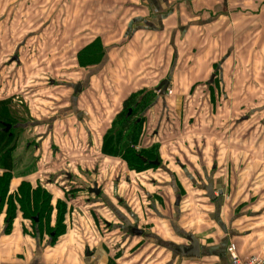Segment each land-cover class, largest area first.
Returning <instances> with one entry per match:
<instances>
[{"label":"crops","instance_id":"obj_1","mask_svg":"<svg viewBox=\"0 0 264 264\" xmlns=\"http://www.w3.org/2000/svg\"><path fill=\"white\" fill-rule=\"evenodd\" d=\"M254 3L258 2L0 0V41H13L12 50L19 53L14 73L22 94L23 88L42 90L39 82L30 80L26 74L53 71L56 60L59 71L78 74V78H66L64 83L54 85L62 89L61 105L56 103L55 96L51 97L49 94L45 97L48 110L41 108L44 104L32 101L36 108H32L33 112H29L28 116L32 117L33 123L28 127L29 130L26 127L22 130H27L34 145L33 159L24 162L22 156L16 154L13 158L17 159L14 160L10 155L9 171L0 169V178L6 173L10 174L4 192L5 200L0 203V264H230L226 252L229 246L234 247L240 258L264 256V131L258 134V225L254 233L237 228L236 220L245 215L238 217L234 214L236 205L227 204L224 217L220 213L219 202L223 190L219 187L222 181L218 176L220 171L217 170V163L209 166V163L199 164L198 159L190 162L187 156L176 158V177L170 175L168 166L161 161L159 169L167 177L164 180H161L162 177L151 180L149 185L144 184L149 186V191L154 189L153 193L156 195L158 190L164 193L169 188L175 196L181 193L173 202L174 210L169 208L168 213L177 214L178 218L176 225L169 226V232L168 225L164 227L157 224V217L150 215L154 209L151 213L135 214L132 208V216L129 217L136 229L145 231L144 235H130L124 230L126 226H123V230L118 227V236L112 240L113 236L108 232L101 230L102 233H98L101 226L99 220H106L116 226H120L122 220L129 221L128 215L121 210L127 197L121 198L122 194L118 192L119 200L111 196L99 207L96 206L98 199L92 200L89 203L92 205L89 213L83 209L82 189H68L69 184L75 182L88 185L90 180L84 178L85 174L95 168L98 169V174L93 180L97 183L108 179L109 174L114 175V183L123 182V176L113 174L114 166L118 165L114 158L106 157L104 164L97 162L103 156L101 145L111 124L104 128L99 123L104 119L95 116H112L113 123L130 97L144 95V92L148 96L156 94L155 90L164 81L168 82V88L173 84L181 92L184 87L185 91L188 90L192 84L186 87L187 84L183 81L184 60L187 58L183 53V44H187V50L189 45L197 47L196 59L202 58L201 63L198 61L187 69V78L196 81L204 78H200L198 73L205 74L214 65L215 59L211 62L210 57L217 55L214 43L218 37L241 35L249 23H258V53L264 56V2L258 3L262 5L258 7V19H243L240 16L241 10L248 6L253 7ZM223 45L225 43L221 46ZM6 51L7 47L0 49V56ZM218 55L229 56V52L225 54V49H222V53ZM30 57L35 58L31 62L26 61ZM172 73L173 76L167 75ZM211 83L215 84L212 76L206 84L210 93L214 90ZM54 86L49 90L53 92ZM28 95L29 93L25 94ZM166 98L167 95H158L155 100ZM157 103L159 101L154 102ZM57 104L60 105L57 108L49 107ZM25 105L27 106L26 103ZM130 114L131 112L129 116ZM182 117L178 116L179 119ZM81 118L84 122H93L92 128H95L94 133L84 131L86 136H91L94 140L93 145L91 141L87 145L90 153H83L84 147L80 144L84 143V132L82 134L79 130L76 131L73 123H79ZM158 138L159 133L152 140ZM16 145L11 150L13 154L16 152ZM170 148L172 151L173 146ZM198 156L193 151V157ZM12 162L15 165L11 172ZM222 171H226L224 166ZM65 174H69L76 181L69 180L67 184L68 178L62 177ZM195 175L197 179L193 177ZM168 178L174 181V187ZM187 182L198 189L199 193L194 196L198 200L201 197L207 201V206L213 208L208 212L211 223L204 227L189 228L179 224L183 216L188 221L190 217H194V213H199L198 210L192 211V208L184 213L186 202H189H185L182 196L184 189H187ZM24 186L29 190V202L27 199L26 206L20 207L17 202ZM132 186V191H135V185ZM200 186H210L214 193L208 197L205 192L208 187L204 190ZM216 193H219V197H216ZM138 194L136 192L133 199L140 207L142 201L137 197ZM43 197L44 203L48 201L47 208L50 209L40 215L45 227L40 230L35 227L30 217L39 212L44 204ZM9 200H13L18 207L11 219L6 216ZM148 200L154 208L161 207L154 197L148 196ZM62 205L66 207V212L63 215L58 212V216L61 215L60 231L58 236L51 237L52 241L48 231L57 223L55 215ZM168 205H165V210ZM160 212L161 220L164 217L171 218L166 211V215H162L163 209ZM192 238L198 245L196 256L195 253L189 255L193 252L190 246ZM114 245L117 249L115 257L110 255Z\"/></svg>","mask_w":264,"mask_h":264},{"label":"rangeland","instance_id":"obj_2","mask_svg":"<svg viewBox=\"0 0 264 264\" xmlns=\"http://www.w3.org/2000/svg\"><path fill=\"white\" fill-rule=\"evenodd\" d=\"M253 1L258 3L264 2V0ZM258 3H254L253 7L248 6L245 10H241L240 16L243 19H246V17L252 20L258 19V12L260 11L258 7L262 6L258 5ZM221 36L214 43L217 49V55L210 57L211 62L215 59L214 65L205 74L198 73V75H201L200 78L204 77L201 79L202 81L187 78L188 67L190 65L192 66V64L196 65V62H200L202 58L199 57L196 59V54L198 53L196 50L197 47L189 45L187 50L185 48L187 44H183V53L187 55L183 66V81L187 84L186 87L192 84L188 90L185 91L184 87L181 92L171 84L169 88L167 87L169 94L166 100H155V97L158 96L157 93L149 96L146 92H144V95H134L130 97L131 99L124 105L121 113L117 115L119 117L113 123L112 116H95L104 119L101 122L99 121V123L103 124L104 128L108 125L110 127L111 124L109 131L105 134L102 141V146L106 150L114 143L113 136L118 133L116 137V150L114 149V155L111 156L118 164L116 167L114 166L113 174H118L123 177L128 176L130 181H135L137 185L140 182V191L136 190V184L135 191H132V188H134L132 185L131 188H124L126 185L123 182L116 186L120 190L119 192L122 194V198L126 199L127 197L129 204L130 202L132 203L130 209L132 210L134 208L135 214L151 213L154 209L155 211L150 215L157 217L155 220L157 224L164 225V227L168 225L167 232L170 231L169 226L175 224L176 220L178 221L177 214L168 212L169 208L174 210L173 202L176 196H181V193L175 196L174 193L172 194L173 191L170 188L167 191L164 190V193L162 190H158L157 195L153 193L154 189H150L149 191V186H144L141 183L149 185L150 180H156L159 177H162L163 179L161 180H164V177L167 176L159 169L161 165L158 168L146 170L148 167H140L138 162L134 160L126 163L122 158L129 151H132L133 155L141 154L142 156H147V159H151V161H153V157H157L159 162L166 163V166H168L167 169L170 170V175L177 173L176 158H185L187 156L190 162L198 159L199 164L206 165L209 163V166L211 164L216 165L217 163L219 165L217 170L220 171L218 176L220 181H222L219 187L221 191H224V193L222 191V195L220 196V213L224 217L227 204L229 206L230 204H232L231 206L236 205L234 214L238 217L245 215V217L235 222L240 231L254 233L258 225V222H256V217H258V134L264 131V56L258 53V23H249L241 35H225L224 38H221ZM224 43L225 45L221 46ZM13 44V41L3 43L0 41V45H2L0 49L7 47V51L1 53L3 55L0 56V102H3L0 105V122L12 123L11 133L14 136L10 143L8 142L9 144L4 152L11 145L15 146L17 142L16 152L15 154L12 152L11 156L13 158L16 154L20 155L24 162H26L33 159L32 150L34 145L31 142L27 130L23 131L22 128L26 127L28 129L30 124L33 123L32 117L28 116L29 112H33L32 108H36L32 101L35 100L36 103L44 104L42 107L40 105V107H45L48 110L45 97L49 94L51 97L55 96L57 99L56 103L61 105L63 100L62 89L54 85L64 83L66 78H78V74L75 72L63 73L59 71L58 60H56V66L52 68L54 73L53 71H49L26 74L30 80L39 82L43 88L42 90L40 88V91L23 88L22 94L20 85L15 81L14 65L17 64L16 60H19L17 59L19 53L12 50ZM37 49L39 50V48ZM222 49H225V54L229 52V56L221 57L218 55L222 53ZM35 57H30L26 61L31 62ZM74 62L72 58V63ZM167 75L173 76V73ZM211 76L215 83H211V86L214 87V90L211 88L213 90L212 93H210L211 91L206 85L211 79ZM74 80L76 81L78 79H72V81ZM51 86H54L53 92L49 90ZM26 93H29V95L25 96ZM157 101L159 103L154 104ZM59 104L49 107L57 108L60 106ZM3 108L6 110V113L2 112ZM128 109L132 111L131 118L123 122ZM178 116H183L181 118L182 121ZM83 118H81L82 120L79 123L77 121L73 122L76 131L79 130L82 134L84 131L88 133L93 131L94 133L95 128H92L93 122L89 120L84 122ZM138 118L141 120L140 123H136V119ZM134 125H137V127L133 128ZM0 132H2V127H0ZM85 132L82 137L84 143L80 144V146L84 147L83 153H90L91 150L87 148V145L89 141L93 145L92 141L94 140L91 139V136H86ZM155 132L159 133V138L154 141L152 139ZM161 134L163 137H161ZM171 146H173L172 151ZM166 148H168V151H166ZM127 150L129 151L127 152ZM101 151H103L102 147ZM193 151L194 154H198L199 156L193 157ZM102 155L101 161L97 160V162L104 164L107 158L103 152ZM13 159L16 160L17 158ZM14 165L12 162L11 172L13 171ZM10 166L11 164L7 166L6 170L9 171ZM223 166L226 168L225 173L222 171ZM110 172H112V169ZM193 173L195 172L193 171ZM193 177L197 179L196 175ZM170 181L171 185H173L174 181L172 179ZM111 184H114V175L109 174L108 179L100 182V187L105 192L106 188ZM186 185L187 189H184L182 196L185 202L187 200L189 202H186L187 207L183 209L184 213L191 208L192 211L198 210L199 213H194V217H190L188 221L183 216L179 220V224L188 226L189 228L204 227L206 224H210L208 212L213 208L207 206V201L201 197L198 200L194 196V194L199 193L198 189L190 186L191 184L189 182ZM187 191H189L188 195ZM106 192L108 193V191ZM131 192L133 195H130ZM136 192L137 194L138 192L140 193L137 196L142 201L140 207L133 199V197L135 198ZM147 195L154 197L156 203H160L162 208L158 206L154 208L147 200ZM118 196L120 197V195ZM216 196L219 197V194L217 193ZM21 202L23 203V199ZM7 204L9 208L6 216L12 213L15 214V212L11 211H15V208L18 209V207L13 200H9ZM165 205H168L166 210L164 208ZM160 209H163L162 215H166V211L169 216L171 215V218L164 217L165 219L161 220L159 218L161 214ZM201 210L203 211L200 212ZM90 211L88 210L89 213ZM58 212L63 215L66 212V207L63 205L60 206ZM122 213L127 214L128 217L129 215L132 216L131 212L126 213L122 210ZM166 218H169V220ZM140 226L142 225L140 224ZM112 253L116 254L113 250Z\"/></svg>","mask_w":264,"mask_h":264},{"label":"flooded vegetation","instance_id":"obj_3","mask_svg":"<svg viewBox=\"0 0 264 264\" xmlns=\"http://www.w3.org/2000/svg\"><path fill=\"white\" fill-rule=\"evenodd\" d=\"M131 118V116H125L124 117V119L125 120H129ZM140 119L138 118V119H136V123H140ZM158 132H155L154 134H153V136H156V134H157ZM157 161L159 162V160L158 159H156V161H155V164H157ZM157 166H160V162L158 163V165ZM88 170V169H87ZM87 173L88 174H85L86 176L84 177L83 175V177L84 178H86L87 180H90V181H88L89 183H88V185L86 184V183H81V182H79V183H72V184H69L68 183V181L69 180H74V181H76L75 179H73L69 174L67 175V174H65V175H63L62 177L63 178H68V180L66 181V183L67 184H69L70 186L68 187V189L69 190H79V189H82V198H83V209L86 211V212H88V210H91L90 208H91V204H89L90 203V201H92V200H97L98 199V202L96 201V203H98V205H96V206H103L102 205V203L103 202H105V200H108V198L109 197H113V198H116V200H119V196H118V192H119V190H118V188L116 187V186H118L120 183H122V182H119V181H117L116 183H114V184H111L110 186H109V188L106 190V191H108V193L105 191H103V189H101V187L99 186L100 185V182L101 181H99V183H97V181H95V180H93V178L94 177H96L97 176V174H98V169L97 168H95V169H92V170H88L87 171ZM151 181V180H150ZM149 181V182H150ZM123 183L128 187V188H131V185H135L136 184V182H134L133 180H131L130 181V178L128 177V176H124V178H123ZM142 185H144V183H141ZM71 185L73 186V187H71ZM76 187H75V186ZM137 185V184H136ZM139 185H140V182H139ZM139 185H137V191H140L141 190V187L139 186ZM126 186H124V187H126ZM208 186H200V189H206ZM133 189V188H132ZM206 192V191H205ZM80 193V192H79ZM214 193V192H213ZM217 194V193H216ZM23 195H24V193L23 194H21V196H20V200H19V204H20V207H25L26 206V204H24V203H22L21 202V200H22V197H23ZM89 197H91V198H89ZM217 197V196H216ZM122 198V197H121ZM43 201H44V197H43V199H42ZM148 200V199H147ZM121 201V200H120ZM149 201V200H148ZM48 201L46 200V202L41 206V208H40V210H39V212L38 213H35V215L34 216H31L30 218H31V221H33V223H34V225H35V227L36 228H38V229H45V227L42 225V224H44V222L40 219V215L42 214V213H45V212H49V207L47 208V206H48V203H47ZM100 203V204H99ZM126 203V204H125ZM125 203L124 204H122L123 205V209L121 208V210H124L126 213H129V212H132V210L130 209V204L127 202V199H126V201H125ZM95 206V207H96ZM127 206V207H126ZM95 207H93V208H95ZM60 216L61 215H59L58 216V211L56 212V215H55V217H56V222L57 223H55V226H54V228L53 229H50L49 231H48V233H49V236H50V238L52 237V238H54L55 236H58V234H59V232H58V229H59V225H60V220H59V218H60ZM99 220V219H98ZM99 223L101 224V226L99 227V229H100V231H98V233L99 234H101L102 232H101V230H103L104 232H108V234L112 237L113 236V238H112V240H114V239H116L117 238V236H118V227H120L121 229L120 230H123L122 229V227L123 226H126V227H124V230H125V232H129V234L130 235H136V236H143L144 235V230H141V229H136L135 228V226L133 225V223H132V219H130L129 218V221L128 220H122L121 222H120V226H116L115 224H112V223H110V222H108V221H106V220H99ZM117 231V232H116ZM51 238V239H52ZM52 241H53V239H52ZM112 250L114 251V252H116V247H115V245H114V247L112 248ZM118 254V253H117ZM110 255H114L113 253H112V251H110ZM112 257V256H111ZM114 257H115V255H114ZM113 258V257H112Z\"/></svg>","mask_w":264,"mask_h":264},{"label":"trees","instance_id":"obj_4","mask_svg":"<svg viewBox=\"0 0 264 264\" xmlns=\"http://www.w3.org/2000/svg\"><path fill=\"white\" fill-rule=\"evenodd\" d=\"M130 99L131 98H129V100ZM129 100L127 101V103L129 102ZM129 110L130 109L127 110L125 116H129V114H128ZM2 112L6 113V110L3 108ZM130 112L132 114L131 110H130ZM125 121L126 120L124 119L123 122H125ZM3 124L10 125V128L7 131H5L6 128H5V126H3ZM0 127H2V132H0V169L6 170L7 166L10 164L9 162L11 161L10 160L11 150L14 148V145L13 146L11 145V147L7 151L4 152V150L6 149V147L8 146L10 141L12 140V138L14 137L13 133H11L12 123L8 124V123H5V122H0ZM134 127H137V125H134L133 128ZM117 135H118V133L115 136H113L115 141H114V143L112 145H110L108 150H106V148H104V146L101 145V147L103 149L102 152L106 155V157H109V156L111 157V156L114 155V149L116 147V142H117V139H116ZM128 151L129 150H127V152ZM140 155H136V154L133 155L132 151H129L127 153V155H125V157H123L122 159L126 163L134 160V161L138 162V165L140 167H142V166L148 167L146 170H149L150 168H158V166H157L158 164H155L156 159H158L157 157H153V161H151V159L150 160L147 159V156L145 157V156H142V155L140 156ZM157 163H159V162L157 161ZM9 179H10V176H9L8 173L4 174L2 176V178H0V203H3L4 200H5L4 192H5L6 185H7V182L9 181ZM28 192H29V190L27 188H23L22 194L24 193V195H23L22 198H23V203L24 204H26V202H27ZM28 202H29V199H28ZM8 208H9V206H8ZM11 212H14V211L12 210ZM9 217H10V219H11V217H14V213L8 214L7 218H9ZM60 218H61V216H60ZM60 218H59V220H60Z\"/></svg>","mask_w":264,"mask_h":264},{"label":"built area","instance_id":"obj_5","mask_svg":"<svg viewBox=\"0 0 264 264\" xmlns=\"http://www.w3.org/2000/svg\"><path fill=\"white\" fill-rule=\"evenodd\" d=\"M226 252L230 258V264H264V256L255 255L248 256L246 258H240L233 246H229L226 249Z\"/></svg>","mask_w":264,"mask_h":264},{"label":"water","instance_id":"obj_6","mask_svg":"<svg viewBox=\"0 0 264 264\" xmlns=\"http://www.w3.org/2000/svg\"><path fill=\"white\" fill-rule=\"evenodd\" d=\"M167 85H168L167 81H164L161 84H159V86L156 89V91H159V95L160 96H164V94L166 92V89H167ZM129 113H130V111H128V114ZM3 126H5V128H6L5 131H7L10 128V125L3 124ZM205 191H206V194H208V197L213 194V190H212V188L210 186ZM190 246L192 247L193 252L190 253L189 255H192L193 253H195L194 254L195 256L198 255V245H197V241L194 238L191 239Z\"/></svg>","mask_w":264,"mask_h":264}]
</instances>
